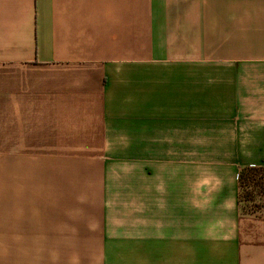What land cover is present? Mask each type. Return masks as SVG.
Returning a JSON list of instances; mask_svg holds the SVG:
<instances>
[{
  "label": "crops",
  "instance_id": "0c3cea01",
  "mask_svg": "<svg viewBox=\"0 0 264 264\" xmlns=\"http://www.w3.org/2000/svg\"><path fill=\"white\" fill-rule=\"evenodd\" d=\"M245 167L264 0H0V264H264Z\"/></svg>",
  "mask_w": 264,
  "mask_h": 264
},
{
  "label": "trees",
  "instance_id": "16d2710c",
  "mask_svg": "<svg viewBox=\"0 0 264 264\" xmlns=\"http://www.w3.org/2000/svg\"><path fill=\"white\" fill-rule=\"evenodd\" d=\"M240 205L246 215H259L264 209V167H245L239 173Z\"/></svg>",
  "mask_w": 264,
  "mask_h": 264
},
{
  "label": "clouds",
  "instance_id": "9594fccd",
  "mask_svg": "<svg viewBox=\"0 0 264 264\" xmlns=\"http://www.w3.org/2000/svg\"><path fill=\"white\" fill-rule=\"evenodd\" d=\"M220 182H219V179L217 178V184H219Z\"/></svg>",
  "mask_w": 264,
  "mask_h": 264
}]
</instances>
